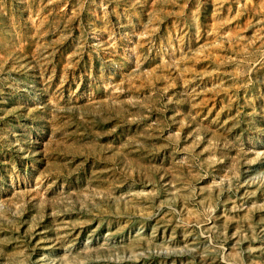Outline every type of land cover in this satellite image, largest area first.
Listing matches in <instances>:
<instances>
[{"label": "rangeland", "instance_id": "obj_1", "mask_svg": "<svg viewBox=\"0 0 264 264\" xmlns=\"http://www.w3.org/2000/svg\"><path fill=\"white\" fill-rule=\"evenodd\" d=\"M0 264H264V0H0Z\"/></svg>", "mask_w": 264, "mask_h": 264}]
</instances>
